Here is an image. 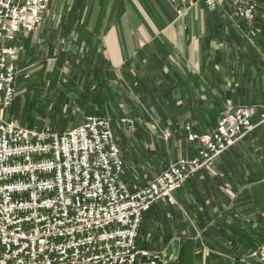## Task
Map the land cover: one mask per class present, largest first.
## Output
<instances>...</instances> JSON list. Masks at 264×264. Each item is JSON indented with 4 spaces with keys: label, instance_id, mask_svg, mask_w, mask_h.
<instances>
[{
    "label": "crops",
    "instance_id": "obj_1",
    "mask_svg": "<svg viewBox=\"0 0 264 264\" xmlns=\"http://www.w3.org/2000/svg\"><path fill=\"white\" fill-rule=\"evenodd\" d=\"M220 15L212 14L203 3L179 18L167 0H51L40 30L22 32L14 42L18 78L35 71L44 85L49 74L68 72L84 82L85 91L74 102L79 109L72 112L82 123L88 116H100L110 83L140 60L149 66L151 77L157 76L158 85L170 88L174 81L177 91L168 98L182 100L185 120L200 122L197 106L207 108L214 100L222 101L224 108L264 106V33L240 32L234 26L231 33H215L210 30L212 19L217 23L214 27H219ZM252 38L263 47L247 49ZM110 74L114 79L110 80ZM57 81L60 84L61 77ZM186 126L181 127L183 133ZM214 128L197 126L200 135ZM188 150L187 142L185 158H195ZM148 181L130 189L137 191ZM176 199L178 206L160 202L144 215L138 239L141 248L166 250L173 264H206L207 249L220 250V259L230 263L232 248L262 246L264 124L187 181ZM195 250L204 254L198 256Z\"/></svg>",
    "mask_w": 264,
    "mask_h": 264
},
{
    "label": "built area",
    "instance_id": "obj_2",
    "mask_svg": "<svg viewBox=\"0 0 264 264\" xmlns=\"http://www.w3.org/2000/svg\"><path fill=\"white\" fill-rule=\"evenodd\" d=\"M51 0H0V264H173L166 250L138 244L144 215L160 202L178 206L187 181L264 124V108L228 106L213 132L194 133L197 156L180 158L132 191L112 121L88 116L65 132L27 128L1 111L17 100L20 33L40 30ZM179 18L199 4L223 11L220 0H167ZM231 14L254 23L258 5L231 0ZM134 127V121L122 119ZM166 136H170L166 133ZM245 264H264V244Z\"/></svg>",
    "mask_w": 264,
    "mask_h": 264
},
{
    "label": "rangeland",
    "instance_id": "obj_3",
    "mask_svg": "<svg viewBox=\"0 0 264 264\" xmlns=\"http://www.w3.org/2000/svg\"><path fill=\"white\" fill-rule=\"evenodd\" d=\"M251 1H254L258 5V15L254 23H245L244 21L235 19L230 12L231 0H220L221 6L224 8L223 11L218 12L210 9L209 11L212 14H221L222 19H219V27H214L217 26V23L215 22V18H213L212 20L215 25L213 24L210 30L215 33H231L234 26L238 27V30H236L240 32L264 33V2L260 0ZM252 40L249 42L250 44L247 49H260L263 47L259 39L252 38ZM146 58L149 62L148 55H146ZM141 59L143 60L144 58ZM140 73L146 77L152 76L149 66L144 62L142 63L141 60L133 63V66L128 67V69L126 68L124 72L119 73L120 79H117L114 83H110L113 85L109 88L108 100L111 101L109 102L108 115L102 117L108 118L111 121L113 119L120 120L124 118L134 121V128L120 121V129L122 135L128 141V146L138 151V158H136V167L134 169L136 168L135 173L140 180L139 182L149 180L148 182L150 183L162 171L167 169L169 165L175 162L176 159L180 157L185 158L187 142L183 130H181L184 125L189 124L190 127L192 126L194 129H197L198 124L200 123L201 125V122L196 120V123L195 119L189 117L188 120L182 118L185 112L181 106L182 100H172L174 103L177 101L174 107L172 104L168 105L165 102L167 105L161 106V109L156 108L152 100L144 102V97L134 87V83L137 82V76ZM20 75L17 79L18 96L14 106L5 112L1 111V115L5 119L14 120L20 126L27 128L31 126L43 127L46 125L57 132H65L82 124V121H76V118L72 116V112L79 109L78 105H75L74 102H78L79 93L81 94L85 91L83 87L85 85L84 82H77L76 79H73V75L68 72L49 74L44 85H41L38 77L39 73L35 71L26 72L21 77ZM57 77H61L60 84H56L58 83ZM228 106L224 109L226 110ZM252 106L264 108L260 104ZM33 121L35 124H33ZM174 132L176 133L175 137L172 136ZM166 133H169L170 136H166ZM139 134H143L144 137H139ZM161 150H164L166 153L169 165L166 168L160 165L162 168L158 167L157 170L152 165L155 160L157 161V159H154L152 152H161ZM127 151L128 148L122 151L123 159ZM160 163L162 164L163 161L161 160ZM251 251V249H238L231 256L232 259L228 258L230 263H227V259H224L225 261L220 259V250L207 249L205 250L208 256L206 264H245L242 260H245ZM195 252L198 256L204 254V250H195Z\"/></svg>",
    "mask_w": 264,
    "mask_h": 264
},
{
    "label": "trees",
    "instance_id": "obj_4",
    "mask_svg": "<svg viewBox=\"0 0 264 264\" xmlns=\"http://www.w3.org/2000/svg\"><path fill=\"white\" fill-rule=\"evenodd\" d=\"M260 1L264 2V0H260ZM161 77L165 78L164 74H161ZM156 78H157L156 75H154V77H151V76L146 77V76H143L142 73H140V75L137 76V82L134 83L135 84L134 85L135 90L142 94V97H144L143 98L144 102H147V100H152L154 102L156 108H158V109H161V106L164 107L167 104L168 105L172 104L173 107H174V105L176 106L177 101L175 103L173 101L179 100V97L173 98V96H172V98H170V99L168 98L170 96V94L173 93V91H177V90H175L176 85L173 84L174 81L171 80V83H169L170 88H164V86H163L164 83L161 85H158ZM112 79H114V77H113V75L110 74V80H112ZM179 92H180V90H179ZM227 93H228V91H227ZM97 101L99 102V100H97ZM105 101L106 100H103V105H102L103 111H102V113H98V115H100V116L108 115L107 109L109 107V102L111 100H107V105L105 104ZM165 102H167V104ZM191 102L192 101H190V104H191ZM83 103H84V101H83ZM83 103H82V106L84 105ZM98 106H100V105H98ZM212 106L214 108H211ZM212 106L207 105V108H206V106H204V104H201V103L197 106V111L200 114V118H198V120L200 119V122H201L202 126H204V128H211V129L214 127L216 128L217 123H218V117L220 116V113H222L224 110V106L222 104V101L214 100ZM189 107H190V109L192 108L191 105ZM202 109H204L205 111ZM194 117H196V116H194ZM112 121H113L112 122L113 131H114V135L116 137V141H117L118 146L120 147L121 151L128 148L127 154L124 156L125 162H124L123 179L127 184L128 183L130 184V185L128 184L129 188L130 187L132 188V186L134 184H136L140 181L138 179L136 173H135L136 168L134 169V167H136V160H137L136 158H138L137 157L138 151L135 148H131V146L130 147L128 146V141L126 138H124V136L122 135L121 129H120V125H121L120 120L113 119ZM33 124H35L34 121H33ZM41 127L42 126H40V127L31 126L30 128L36 129V128H41ZM215 128H214V130H215ZM196 132H194V133H196L198 135L201 134V131L199 129H197ZM184 135H185V139H187V135H188L187 131L186 132L184 131ZM139 137H144V135L139 134ZM187 142H188V149L192 150L193 156L195 155L194 157H196L197 156V150L199 147L198 142H195V143L189 142L188 139H187ZM231 149L229 151H231ZM228 152H226L225 154H227ZM152 154H153L154 159H157V161L155 160L152 163V165L155 166V168H157V170H158V167L161 168L160 165H163V168H166V166L168 165V160H167V155L164 152V150L163 151L161 150V152H157V151L152 152ZM192 158H189V159H192ZM161 160L163 161L162 164L160 163ZM190 179H192V178H190ZM235 251H237V247L232 248L230 250V254L233 255V253Z\"/></svg>",
    "mask_w": 264,
    "mask_h": 264
}]
</instances>
